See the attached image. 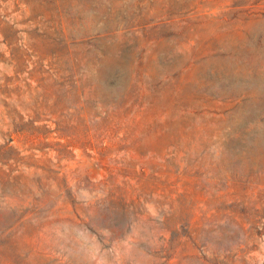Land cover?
<instances>
[{
	"label": "rangeland",
	"instance_id": "1",
	"mask_svg": "<svg viewBox=\"0 0 264 264\" xmlns=\"http://www.w3.org/2000/svg\"><path fill=\"white\" fill-rule=\"evenodd\" d=\"M0 264H264V0H0Z\"/></svg>",
	"mask_w": 264,
	"mask_h": 264
}]
</instances>
